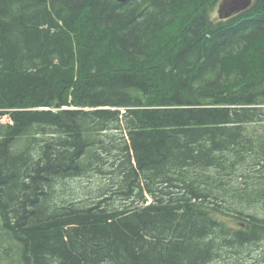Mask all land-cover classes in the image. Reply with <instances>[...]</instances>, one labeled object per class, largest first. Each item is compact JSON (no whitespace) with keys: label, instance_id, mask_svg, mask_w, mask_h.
I'll list each match as a JSON object with an SVG mask.
<instances>
[{"label":"trees","instance_id":"obj_1","mask_svg":"<svg viewBox=\"0 0 264 264\" xmlns=\"http://www.w3.org/2000/svg\"><path fill=\"white\" fill-rule=\"evenodd\" d=\"M220 1L0 0V264H264V0Z\"/></svg>","mask_w":264,"mask_h":264},{"label":"rangeland","instance_id":"obj_2","mask_svg":"<svg viewBox=\"0 0 264 264\" xmlns=\"http://www.w3.org/2000/svg\"><path fill=\"white\" fill-rule=\"evenodd\" d=\"M215 17H218V11L216 9ZM120 138V136H118ZM104 159L107 161V166L111 165L115 159L114 153H103ZM109 167V166H108ZM112 169V168H106ZM95 170V169H94ZM111 174H103L95 171L90 172L89 174H84L78 177H71L65 180L60 184L59 193L63 196L62 198L67 200H87L91 201L95 199L98 194L103 192V189H107L109 193H111L110 189L116 188V185L112 181ZM105 191V192H107ZM107 195V194H106ZM230 218V217H229ZM234 218V217H233ZM234 220V219H233ZM236 224V220L231 221ZM2 224V218L0 216V225ZM238 226V225H237ZM2 232L0 233V262L6 263L7 259H12L15 256L14 250H11L10 247L6 244V242L1 238ZM6 249H9V252L6 253ZM245 253V252H242ZM231 251L229 255H231ZM228 255V256H229ZM211 264H252L247 261L245 257L237 259H230L229 257H225L223 259H218Z\"/></svg>","mask_w":264,"mask_h":264},{"label":"water","instance_id":"obj_3","mask_svg":"<svg viewBox=\"0 0 264 264\" xmlns=\"http://www.w3.org/2000/svg\"><path fill=\"white\" fill-rule=\"evenodd\" d=\"M127 1V0H120ZM254 0H221L218 4V15L220 19H226L244 10H247Z\"/></svg>","mask_w":264,"mask_h":264},{"label":"bare ground","instance_id":"obj_4","mask_svg":"<svg viewBox=\"0 0 264 264\" xmlns=\"http://www.w3.org/2000/svg\"><path fill=\"white\" fill-rule=\"evenodd\" d=\"M254 2V1H253ZM250 8V7H249ZM217 11H218V7H217ZM219 17V16H218ZM151 199V198H150Z\"/></svg>","mask_w":264,"mask_h":264}]
</instances>
